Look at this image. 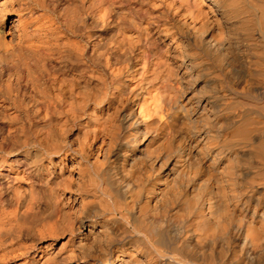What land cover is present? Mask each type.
<instances>
[{
  "label": "bare ground",
  "instance_id": "obj_1",
  "mask_svg": "<svg viewBox=\"0 0 264 264\" xmlns=\"http://www.w3.org/2000/svg\"><path fill=\"white\" fill-rule=\"evenodd\" d=\"M0 264H264V0H0Z\"/></svg>",
  "mask_w": 264,
  "mask_h": 264
}]
</instances>
